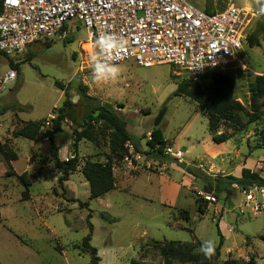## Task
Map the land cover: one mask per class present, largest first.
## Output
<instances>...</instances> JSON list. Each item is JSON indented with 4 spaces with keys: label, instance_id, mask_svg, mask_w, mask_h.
<instances>
[{
    "label": "rangeland",
    "instance_id": "rangeland-1",
    "mask_svg": "<svg viewBox=\"0 0 264 264\" xmlns=\"http://www.w3.org/2000/svg\"><path fill=\"white\" fill-rule=\"evenodd\" d=\"M194 3L201 9L212 5L222 10L234 5L252 12L254 19L249 34H256L260 45L251 47L247 42L243 59L246 68L240 63L224 72L234 82L238 101L251 112L250 84L255 76L264 75L261 29L264 14L259 13L255 0H195ZM65 32V36L60 34L52 41L40 39L20 55L0 54V77L12 69L10 60L18 66L14 69L17 79L0 92V133L9 129L13 135L22 122L40 121L56 114L67 92L75 104L71 114L77 122L72 118L66 120L63 130L55 136V144L61 160L71 159L75 154L73 131L82 124L87 110L81 96L82 86L88 88V95L112 105L127 120L129 133L140 143V152L129 147V161L115 164L117 190L91 200L81 167L60 186L61 173L49 160L48 139L38 140L41 155L38 166L27 159L31 141L19 138L20 159L14 163V170L17 174L28 172L32 180L31 196L23 200L26 188L17 176L6 175L7 164L0 156V264H89L91 254L77 245L90 234V223L91 245L98 250L99 264H164L159 243L212 239L218 244V227L225 240L217 264H225L227 260L247 264L251 256L258 264H264L261 239L264 213L245 217L241 214L246 207L244 197L237 185L232 186L234 193L230 199L225 194L215 198L205 194L203 184L180 167L184 163L198 174L241 177L242 166L264 178V149L259 147V132L264 129V98L259 100L260 122L251 124L245 131H236L230 123H223L219 133L233 137L226 143L215 144L209 133L208 118L198 105L187 97L174 96L177 84L187 79L184 72L168 64L145 68L128 60L118 64L122 72L117 81L94 83L90 59L94 51L87 29L73 21L67 24ZM57 82L63 84L64 91ZM202 83L208 85L209 80ZM164 105L167 113L162 129L167 139L164 152L167 157L150 153L147 145L155 128L154 120ZM242 119L247 120L244 115ZM42 136L46 137L45 130ZM99 142V146L85 140L79 143L77 155L81 166L87 159L107 161L110 152L107 136H100ZM123 163H128L125 167L130 171L127 182L122 179ZM198 196L209 200L205 215L198 213L195 202ZM71 199L89 202L90 206L82 208ZM181 210L190 211L189 223L180 219ZM102 213L116 220L107 222L101 218Z\"/></svg>",
    "mask_w": 264,
    "mask_h": 264
},
{
    "label": "built area",
    "instance_id": "built-area-1",
    "mask_svg": "<svg viewBox=\"0 0 264 264\" xmlns=\"http://www.w3.org/2000/svg\"><path fill=\"white\" fill-rule=\"evenodd\" d=\"M194 1L3 0L0 52L7 57L20 55L40 39L52 41L60 34L65 36L67 24L77 21L87 29L93 51L95 38L101 33H114L127 40L122 59L113 61L116 64L128 60L145 68L168 64L195 83L212 73H224L235 64L246 68L243 59L252 12L232 5L207 13ZM17 77L13 69L0 77V92ZM56 117L57 113L49 114L43 130L51 129ZM242 194L246 206L242 215L264 213V187L253 185Z\"/></svg>",
    "mask_w": 264,
    "mask_h": 264
},
{
    "label": "trees",
    "instance_id": "trees-1",
    "mask_svg": "<svg viewBox=\"0 0 264 264\" xmlns=\"http://www.w3.org/2000/svg\"><path fill=\"white\" fill-rule=\"evenodd\" d=\"M3 0H0V6ZM226 9V8H225ZM215 9L212 5L204 8L207 13H216L223 11ZM264 31V24L261 26ZM247 42L251 47L259 46L260 42L256 34H250ZM0 54H3L0 52ZM12 69H18V66L10 60ZM209 80V84L205 85L202 82ZM200 82H192L188 78L177 84V90L174 96L187 97L195 102L200 111L207 116L209 122V133L212 141L215 144H223L229 141L233 136L225 132L219 133V129L223 123H230L236 131H245L251 124L260 122L262 113L260 110L259 100L264 98V75L255 76L249 88L251 112L247 111L235 96V85L230 76L224 73H212ZM57 86L64 91L63 84L57 82ZM86 87L80 86L82 99L85 100L87 110L82 118V124L78 129L73 131L74 142L73 159L61 160L59 157V148L55 144V136L63 130V123L69 118L77 122L71 114V108L75 105L71 98L65 92L66 99L62 106L56 110L57 117L53 120L51 129L46 130V137L51 143L49 160L55 168L61 173L58 179L59 185L70 180V176L81 167L86 181L90 188V199L103 198L116 188V177L114 175V167L116 163L124 161L130 155L129 145H132L137 152H140L139 142L133 138L128 131V122L121 117L118 112L108 103H103L100 99L88 95ZM167 113V107L164 105L157 117L154 120L155 128L150 133V139L147 140V145L151 149L150 153L156 152L157 155L167 157L164 153L167 148V139L165 138L162 129V123ZM244 115L247 120L242 119ZM45 119L35 122H22V125L13 132L14 138H25L36 140L42 136V130ZM100 136H107L109 156L107 161L102 163L99 161L85 160L81 166L78 159V145L85 140L99 146ZM259 147L264 149V129L259 132ZM139 143V144H138ZM0 156L7 164L6 175L17 176L20 183L26 188L22 194L23 200H29L31 196L32 180L28 172L18 175L13 166V161H18L19 154L12 146L10 140L5 142L0 141ZM180 167L195 179L203 184L204 193L217 198L221 194L226 195V199L233 196V185H237L241 190L247 189L250 186L258 185L264 187V178L256 171L249 168H243L241 177H236L232 174L211 176L207 174H198L195 169L184 163H180ZM74 203H78L80 207H89V202H82L79 199H71ZM198 213L205 215L207 212L209 200L198 196L196 198ZM180 219L186 223L191 221V213L188 210L179 212ZM91 218L89 214L88 219ZM101 218L107 222H114L116 219L111 218L105 213L101 214ZM0 222L2 215L0 212ZM218 227V224H217ZM91 232L84 238L77 248L91 254L89 264H99L101 258L97 255L98 250L91 245L93 226L90 223ZM219 243L215 244V253L211 259H206L198 250L201 246V241L195 240L191 243H182L180 241H169L159 243L158 249L163 258L164 264H174L175 261L182 264H217L221 257V251L224 245V236L218 227ZM264 242V233L261 236ZM235 261L227 260L225 264H235ZM141 264V263H134ZM247 264H258L256 258L251 256Z\"/></svg>",
    "mask_w": 264,
    "mask_h": 264
},
{
    "label": "clouds",
    "instance_id": "clouds-1",
    "mask_svg": "<svg viewBox=\"0 0 264 264\" xmlns=\"http://www.w3.org/2000/svg\"><path fill=\"white\" fill-rule=\"evenodd\" d=\"M259 6V13L264 14V0H255ZM127 40L114 33H101L94 41L96 51L91 55L92 61L91 79L94 83L102 84L115 82L120 77L121 66L114 63V60L122 59L121 53L126 49ZM215 241L204 240L201 243L199 252L206 258L211 259L215 253Z\"/></svg>",
    "mask_w": 264,
    "mask_h": 264
},
{
    "label": "crops",
    "instance_id": "crops-1",
    "mask_svg": "<svg viewBox=\"0 0 264 264\" xmlns=\"http://www.w3.org/2000/svg\"><path fill=\"white\" fill-rule=\"evenodd\" d=\"M260 42V41H259ZM42 137V138H41ZM40 139H42V141H46L47 140V137H43V136H40L39 138H37L36 140H29V141H31V144L29 145V151H28V156H27V159L31 162V161H33V162H35L36 163V165H40L41 163V161H40V153H39V148H40V146H39V144H38V140H40ZM6 140H10V142H11V144H12V146L15 148V150L16 151H18L19 150V148L17 147V141L19 140V138H14L13 137V135H12V131H10L9 129L8 130H6L5 132H3L2 134L0 133V141H2V142H5ZM18 153V152H17ZM137 157L138 158H140L141 156L138 154L137 155ZM19 158H20V156H19ZM62 159V158H61ZM28 161V162H29ZM129 161V160H128ZM16 161H13L11 164H12V166H13V168H14V163H15ZM125 165L127 166L128 165V163H123V175H122V179H123V181H125V182H127L128 181V179L130 178V171H127V169H126V167H125ZM28 167V166H27ZM240 168V167H239ZM238 168V169H239ZM244 167H242L241 166V169H240V174H242V169H243ZM116 167L114 168V175H115V177H116ZM16 172V171H15ZM17 173V172H16ZM18 175H21V174H18ZM117 178V177H116ZM122 181V182H123ZM124 183V182H123ZM117 187H118V183H117V179H116V190H117ZM115 190V191H116Z\"/></svg>",
    "mask_w": 264,
    "mask_h": 264
},
{
    "label": "water",
    "instance_id": "water-1",
    "mask_svg": "<svg viewBox=\"0 0 264 264\" xmlns=\"http://www.w3.org/2000/svg\"><path fill=\"white\" fill-rule=\"evenodd\" d=\"M174 157H177V156L174 155Z\"/></svg>",
    "mask_w": 264,
    "mask_h": 264
}]
</instances>
